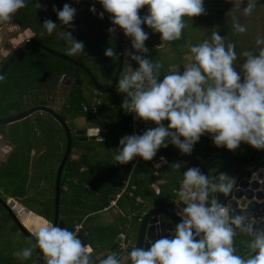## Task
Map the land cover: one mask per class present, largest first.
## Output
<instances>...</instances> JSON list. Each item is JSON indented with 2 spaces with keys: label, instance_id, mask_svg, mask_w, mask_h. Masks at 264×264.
Returning a JSON list of instances; mask_svg holds the SVG:
<instances>
[{
  "label": "clouds",
  "instance_id": "9594fccd",
  "mask_svg": "<svg viewBox=\"0 0 264 264\" xmlns=\"http://www.w3.org/2000/svg\"><path fill=\"white\" fill-rule=\"evenodd\" d=\"M104 13L109 14L115 33L117 27L131 38L133 52L122 55L138 67H129L116 80V90L123 95L121 108L134 113V120L150 121L142 134L125 135L118 142L114 163L126 165L134 158L152 161L158 150L169 144L181 154L190 155L194 145L204 134L212 143L228 151H235L241 143L256 150H264V37L256 40V50L239 54L236 45L217 28L209 31V38L189 47L183 71L170 69L161 76L164 65L148 58L145 41L149 34L159 33V47L180 40L191 25V18L206 14L203 0H97ZM234 9L250 16L257 0H232ZM147 7V14L140 10ZM27 7V0H0V24L11 23L15 14ZM38 9L39 3H35ZM59 25L51 19L41 24L40 36L56 33L66 44V55L76 57L84 52L83 42L76 40L72 27L77 9L65 3L53 9ZM95 13V6L89 9ZM187 18V22H186ZM234 34L247 31L235 14L231 17ZM105 57L117 58L114 47L104 51ZM242 62L239 70L235 63ZM3 77L0 76V80ZM167 121V125L163 123ZM92 136L103 143L98 127ZM161 162H166L160 157ZM177 169L182 165L174 164ZM157 165H154L156 167ZM235 179L226 173L212 176L197 167L182 173L178 189L180 218L167 234L159 235L147 247L133 245L124 253L110 252L99 264H264V220H258L246 210L237 212L231 203H221L217 194L228 197ZM250 237L248 255H240L235 246L237 235ZM77 231L51 221L33 226L34 243L14 255L20 260L33 258L35 250L43 264H92L94 249L82 242ZM36 256V255H35ZM37 257V256H36Z\"/></svg>",
  "mask_w": 264,
  "mask_h": 264
},
{
  "label": "trees",
  "instance_id": "16d2710c",
  "mask_svg": "<svg viewBox=\"0 0 264 264\" xmlns=\"http://www.w3.org/2000/svg\"><path fill=\"white\" fill-rule=\"evenodd\" d=\"M57 1L63 5L69 3L72 7H74L76 3L82 2V12L93 17L99 16L98 14L103 11L97 0ZM36 2L41 5L38 9L35 7ZM93 6H95L96 9L95 13L89 11ZM232 7V0H220L219 3H216L210 10L204 5L206 14L193 18L201 23H203V21L207 22L209 27L204 30L205 36H201L200 41L190 42L188 46L190 47L191 45L201 42L203 39L209 38V31L213 28H217L220 35L226 36L235 43L238 54L244 50H256V40L264 37V0H257L256 9L247 17L242 14V8L234 9ZM54 8L55 7L43 0H27V7L20 9L15 14L12 22L16 25L18 30L29 29L32 32L33 35L30 41L43 44L66 54L67 46L63 40L57 38L56 33L43 37L40 36V32L43 31L41 24L45 19H51L59 25V21L53 11ZM146 12L147 7L140 10V13ZM233 14L239 17L241 24L246 25L247 31L245 33L239 35L234 34L231 26V17ZM110 19L109 14L104 13L101 20L105 24H111ZM1 25L3 24H0V26ZM65 30L71 31L73 37L83 42L85 45L84 52L86 54H81L73 58L80 61L89 69L100 86L107 87L114 75L117 65V58H108L104 55V51L108 47H114L117 55V47L111 35L99 25L77 16H75L72 21V27L70 29L65 27ZM147 33L149 34V31H147ZM119 40L122 42L121 35L119 36ZM145 45L150 51L148 58L153 59L154 62L159 61L157 50L150 41V34L149 38L145 41ZM241 62L242 58H239L235 63L238 70ZM50 73L58 76L64 75L70 79L66 93V101L62 107L63 115H61V117L63 119L66 118L64 113L67 114L68 118L80 115L86 116L87 113L81 110L82 104L89 106L91 98L96 97L99 99L96 113L90 117H95L100 129H104L102 133L103 143H99L98 140L88 139L77 141L74 136L71 137L70 149H72V151H77V156L71 158L70 155L72 151L70 150L61 171L58 220H61L64 227L72 231L74 224L81 222L83 225H81V229L78 233L81 236L83 235L87 244L93 247L94 252L104 251L101 256L102 259L109 253L106 251L110 245L109 243H112L119 233L123 232L126 238H131L133 236L138 218L143 211L151 207H165L168 205L169 201L176 196L175 192L181 183L183 171L190 166L182 160L165 157L164 160L166 162L159 163L154 167L153 160L143 161L139 158L132 168L130 175V181L135 186L132 192L133 196L123 194L120 198L121 200L125 197L127 200L126 203H128L130 209L129 214H132L131 218L128 220L119 217V220L115 219L113 223L103 226L100 232L98 230H91V227L87 225L88 216L101 210L113 196L115 184H117L123 174L120 168H124L125 171L129 168L128 164L120 165L113 161V156L117 153V148L119 146L118 142L121 136L131 134V128L128 126V117L121 108L123 95L117 92L116 86L107 93L95 92L89 78L81 69L35 47H29L23 50L8 66L2 75L4 80L2 85H0V93L1 95H5L7 91L13 92L16 100L18 97L17 94L19 95L21 92L25 91L24 89L27 87L37 85L42 81L43 75L46 76ZM121 73L123 72L121 71ZM52 126V133L62 138V149H64L65 133L63 128L53 122ZM168 148L176 149L171 144H169ZM255 151L256 149L251 148L245 143H241L232 153L238 159L248 161L253 157ZM213 152L214 147L212 143L202 136L199 142L194 145L191 154L206 157ZM19 153H21V151L17 150L13 153L11 158H9L8 164H6L4 168L5 175L8 174L12 177L17 174L18 170L16 169L14 161L17 162ZM175 163H180L182 167L177 169L174 165ZM12 166L14 167L12 172L11 170H7ZM85 184L88 187H85ZM22 191L24 192V189L20 191L21 195L23 194ZM134 196H139L140 202H136ZM120 200H118V204ZM41 204V210H38L36 214L42 216L46 221H51L53 214L52 198L51 200L46 199L42 201ZM20 207L21 205L17 203L13 204V209L15 211ZM0 208L6 214L7 219L11 220L8 213L1 205ZM32 214L33 213H31V215ZM44 219L40 217L39 225L44 223ZM128 221H130L128 225L129 228L125 229L123 223ZM22 224L30 231L32 230L30 225L27 226L23 222ZM1 227L3 228L4 226H0V229ZM3 229H5V231L8 230L6 232L7 238L5 239L7 243L4 242L3 245L0 244V264H34L33 258L20 260L14 255L15 250L17 252L25 248L21 239L18 240L20 246L15 250L10 246L12 240L11 235L15 233L14 230L18 231L17 227L12 224V226H5ZM94 231H97L99 235ZM20 234L25 237L21 232ZM96 237L99 239L102 237L100 240L105 241V244L96 246L95 244H98ZM238 237L239 234L235 240V245H239L238 250L243 251L245 247L243 248V245L240 243V238Z\"/></svg>",
  "mask_w": 264,
  "mask_h": 264
},
{
  "label": "water",
  "instance_id": "95a60500",
  "mask_svg": "<svg viewBox=\"0 0 264 264\" xmlns=\"http://www.w3.org/2000/svg\"><path fill=\"white\" fill-rule=\"evenodd\" d=\"M56 9L62 8L63 4L58 2L57 0H43ZM83 3L78 2L75 4L74 8L77 9L76 15L77 17H81L87 19L108 32L109 27H113L111 24H105L99 16L93 17L91 15L85 14L82 12ZM109 33V32H108ZM113 40L115 41L117 47V65L115 68L114 75L107 87H102L98 84V82L93 77L92 73L89 69L82 64L80 61L70 57L64 53L56 51L50 47H47L43 44L30 41V38L23 41V43L16 46L11 53L5 58V60L0 65V76L4 74L8 66L14 61V59L26 48L35 47L39 48L46 53L57 57L61 60H64L75 67L81 69L89 78L92 87L97 93H107L111 91L116 85V80L122 71V44L119 40V36L122 34V30L117 27L115 33H109ZM46 84L53 86V90L48 99L50 102L49 105H33L31 107L26 108L24 106V110L20 112H12V114L0 118V125L12 123L14 121H18L32 113H47L51 115L63 128L65 133V145L60 158V161L56 167L55 176H54V184H53V214L51 222L53 224H58L61 227H64L63 223L58 220V207H59V193H60V175L63 168V165L70 153L71 148V136L72 134L75 136H81L80 139H88L95 140L92 136L94 129L92 127H97L98 123L94 117L87 118L85 120L84 126L78 127L70 131L69 127L63 121V119L58 114V107L63 105L62 103L65 100L66 92L64 94V98L61 102L56 103L55 99L60 94L58 87L61 84L69 85L70 79L65 77L64 75L58 76L55 74H48ZM41 96H48V93L45 90L41 89ZM57 105V106H56ZM165 125H167V121H163ZM143 124V131L147 130L149 127H154L150 121L145 122L141 120H136L135 126H139ZM207 138L211 143L212 139L209 134L203 135ZM214 152L206 157H202L199 155H184L179 152L178 149L172 148H161L158 150L157 154L166 157V158H175L186 162L190 167H197L200 169L202 173L208 175H218L220 173H226L229 177L235 179V184L232 192L228 197L223 196L222 194H217V197L221 203H231V206L240 212L242 209L246 210L249 214L257 218L258 220H264V150H256L254 152L253 157L248 161H242L234 156L232 151H228L223 147L217 148L213 143ZM180 188V185H179ZM178 193V191H177ZM263 198V199H262ZM17 203L13 199L3 200L0 198V205L6 210L11 221L18 228V230L28 239H30L33 243L34 241L31 239V231L28 230L20 221L17 213L13 209V204ZM18 204V203H17ZM178 195H176L173 199H171L167 206L165 207H151L141 214L138 218V223L133 232V236L128 239L124 246L121 245L122 234L116 237V239L111 243L109 247V251H116L120 253H124L127 249H129L133 245H147L154 239L158 238L159 235L167 234L169 229L174 228L175 224L179 222V217L176 214L179 207ZM27 212V210L24 208ZM82 242L85 243L82 236L78 233ZM122 246V247H121ZM37 257H36V256ZM34 264H43V260L39 259V252L35 250L33 256Z\"/></svg>",
  "mask_w": 264,
  "mask_h": 264
},
{
  "label": "crops",
  "instance_id": "0c3cea01",
  "mask_svg": "<svg viewBox=\"0 0 264 264\" xmlns=\"http://www.w3.org/2000/svg\"><path fill=\"white\" fill-rule=\"evenodd\" d=\"M146 14H147V12L146 13H140L141 16H144ZM186 22H187V19H186ZM11 23L14 25L13 28H16V35H15V37L18 35L17 36L18 38H16V40L14 42L17 43V42L22 41V40L24 41V39L30 38L33 35L32 32L29 29H23V30H19L18 31L16 25L13 22H11ZM203 24H206V23L205 22L201 23L200 21H197L196 19L191 18V25L189 24V26L184 29L181 39L180 40H177V41L170 42L164 48L159 47V44L161 43L159 33H153L152 30L149 29L147 26L142 25V27L145 29V32L149 31L150 41L153 44L154 48L157 50L158 60L161 61L163 63V65H164L163 69L161 70V75L166 74L170 69L175 68V67H180V71H183V66L188 62L186 60V56H187L188 51H189V46L188 45H189L190 42H198V41H200L199 39H197V37H194V36H195L196 32H200ZM4 25H7V24L1 25L0 28H2ZM208 27L209 26H208V23H207V26H205V29L208 28ZM203 31H204V29H202L201 33L204 34ZM192 33H194V36H191L190 35ZM121 36H122V42H121V44H122V52H124V50H126V49L129 52H133L134 50L131 48L130 44H127L126 41L124 40L127 37L123 34V31H122ZM15 37L13 39H15ZM194 40H196V41H194ZM178 41H179V44H178ZM123 60L126 61L127 64L123 67L122 72H127L129 70V67L130 66L132 68L138 67V65L134 61L129 60L124 55H123ZM91 100H92V98H91ZM91 100H90V102H91ZM65 101H66V96H65ZM65 101H64V103H65ZM61 107H63V106L61 105ZM39 113L40 112H38V114ZM43 114L47 115L49 117V119H50V122H48L47 127L44 126V125H40L38 127H35V126H32L31 125L29 127L28 124L24 122V120H23L25 118L24 117V118L20 119V121H19L18 124L16 123L17 125L16 124L12 125V126H16L15 128H10L12 123L6 125V126H8V127H6V132L8 133V136H6V137H8V139L6 138V142L3 140V137L5 136V133L6 132H0V162L2 164H4V167L2 169H0V176L2 174L5 175L4 174L5 165L8 164L9 158H11V156L13 155V153L15 151H17L18 149L21 148V150H22L21 151V154H24V149H22V147H27L28 148V157L29 158H31V156L32 157L33 156H38L39 153L41 152V150H43V147L45 145V142L44 141H46V137H50V135L53 134L52 133V131H53L52 122L54 124H57L52 119L51 115H49L47 113H43ZM61 115H63L62 112H61ZM64 115L66 117L64 119L65 123H67V121H69L72 130L75 129V128L84 126L85 120L87 118H90V116H88V114L86 116H81L80 115V116H76V117H73V118H68L67 117V114H65V113H64ZM97 127L100 129L99 124H98ZM37 128H40V129H37ZM15 131L18 134H27L28 133L29 135L28 136H25L24 139H23V141H20L18 144H16L17 143V140H16V134L17 133ZM11 132L14 134V137H12L10 135ZM47 134H49V135H47ZM56 136H57V141L60 140L61 141V144L60 145H62V138H60L58 135H55V137ZM72 136H74L77 141L83 140V139H80L81 136H75L73 134H72ZM60 141H59V143H60ZM35 148H38L40 150L39 151H35ZM57 148H59V147H57ZM70 150L72 151V149H70ZM73 151H72V153L70 155L71 158H75L77 156V151H74V152ZM58 152H59V150H57V152L55 151L54 153H58ZM159 163L161 164L163 162L156 161L155 165H158ZM14 164H16V169L18 170V164H17V162L14 161ZM34 169H35V161H32L31 164L29 165V172L31 174L30 173H27V178L25 179L24 184H21L19 182L18 183L17 182L12 183L13 184V187L16 188V190H15L16 191V194H15V196H10V195L9 196H5V200L13 199L15 202H17L19 205H21V207L17 211H15V212L17 213V215H18V217H19V219H20L21 222L24 223L25 221H27V224L26 225L27 226L30 225L32 228H33V226H39L40 217L42 219H44L42 216H39L38 214H36V212L38 211V209L36 210V208H34L32 206V205H37V204H34L32 202V199H34L35 196H36V195H34V193H36V192H34L33 188H35V189L36 188H40V187H42V184L43 183H44L43 184V187H46V189L49 187L48 186V183L49 182H48L47 178L45 180L47 184L43 180V181H40L38 185L31 186L32 176H33V174L36 173V171ZM120 170H121V173H123L122 176L127 172L122 167L120 168ZM5 176L11 177L8 174H6ZM53 184H54V182H53ZM85 187H88V186L85 184ZM22 189H24V192L22 191L23 194L21 195L20 194V191ZM178 189H179V186H178ZM178 189H177V191H178ZM52 191H53V189H52ZM177 191L175 192L176 195H177ZM0 192H3L1 186H0ZM28 192H29V195H27ZM43 195L44 194H42L41 197ZM17 197H18V199H17ZM44 197H45L43 199L44 201L46 199L48 200V198H49L48 196H46V194H45ZM120 198L118 200H120ZM19 200L20 201H23L24 204L21 203V202H19ZM52 200H53V196H52ZM118 200H117V203H116V207H114L115 209L112 208V212L114 213L113 219H111L112 216L110 217L108 215H99L98 214L100 212L106 211V210H102L103 207L101 208V210H99V211L93 213L92 215H89L88 216L87 225L91 227V230H98L100 232V230L103 228V226H105L107 224H110L111 221L113 223L115 219L119 220V217H121L123 219L126 218L128 220L131 218V215L132 214H127L126 215L124 213V211L119 207ZM27 204H29L30 206H28ZM24 208L27 210V212L24 210ZM31 213H33V214L31 215ZM45 221L46 220L44 219V222ZM59 221H61V220H59ZM129 222L130 221L123 223V226L125 227V229L129 228V226H128L129 225ZM12 224L14 225V223L11 221V223L9 222L6 225V227H10V226H12ZM123 226H122V228H123ZM94 232H97V231H94ZM83 234H85V233H83ZM119 234H122L123 235V237L121 238V245L124 246L125 243H126V241L128 239H130V238H126L123 232H121ZM119 234L117 236H119ZM238 234H239V237L238 238H240V241H241L240 243L243 245V248L245 247V249L243 251L238 250L239 249V245L236 244L235 246L237 248V252L240 255L246 256L249 253L248 241H249L250 237H248L247 235H244L242 233H238ZM97 235H99V233ZM82 238L85 241V243L87 244V241L85 240V238L83 237V235H82ZM100 239H102V237ZM100 239L98 237H96V240L97 241H99ZM109 244L111 245V242ZM95 245L96 246H98V245L101 246L99 243L98 244H95ZM110 245H109V247H110ZM109 247H108V249L106 251H108L110 253L112 251H109ZM103 253H104V251H101V252H93V254H92V264H99V260L101 259V256H102ZM117 253L119 254V252H117Z\"/></svg>",
  "mask_w": 264,
  "mask_h": 264
},
{
  "label": "rangeland",
  "instance_id": "374dc122",
  "mask_svg": "<svg viewBox=\"0 0 264 264\" xmlns=\"http://www.w3.org/2000/svg\"><path fill=\"white\" fill-rule=\"evenodd\" d=\"M204 1V5H206L207 9L210 10L212 9L216 3H219L220 0H203ZM204 22V21H203ZM206 24H203L200 32H196L195 36H194V33L190 34L191 36H194V37H197V39H201V36L204 37L205 34L201 33L202 29L205 30V26H207V22H205ZM13 24L12 23H7V25H4L2 28H0V39L3 40L4 43H7V38L9 36H11L9 38V45L12 47L16 46L18 43H20L21 41L19 42H14L16 40V38H18L17 36L15 37L16 35V28H13ZM19 31V30H18ZM204 32V31H203ZM15 37V39H13ZM200 37V38H199ZM25 40V39H24ZM23 41V40H22ZM196 41V40H194ZM127 64L126 61L123 60L122 62V66L124 67L125 65ZM123 69V68H122ZM3 80H0V85H2L3 83ZM1 88V86H0ZM2 90V89H1ZM4 98H2V107H0V118L6 116V113H7V106H6V102L9 101L10 99L11 100H15V95L13 92H6L5 95H3ZM65 104V103H64ZM63 104V105H64ZM25 123L28 124V126L30 127L31 125L32 126H35V127H38L40 125H44L47 127L48 125V122H50V119L47 115L43 114V113H32L28 116L25 117V119H23ZM20 120L18 121H14L12 122L11 124V127L10 128H15L16 126H12L14 124H18ZM10 124V123H8ZM16 124V125H17ZM67 126L69 127V129H71V126H70V122L67 121ZM7 124H4V125H0V132H6V126ZM20 129V128H19ZM37 129H40V128H37ZM16 132V131H15ZM7 133V132H6ZM5 133V136L3 137V140L6 142V138L8 139V133L6 134ZM17 133V132H16ZM10 135L12 137H14V134L11 132ZM29 134H16V140H17V143L18 144L20 141H23L24 137L25 136H28ZM49 135V134H47ZM2 141V140H1ZM60 141V140H59ZM59 141H57V136L55 137L54 134H51L50 137H46V141L45 142V145L43 147V150H41V152L39 153L38 156H31V158L28 157V148L27 147H22V149H24V154H21L19 153V157L17 158V164H18V171H17V174L15 176H12V177H7L5 175H1L0 176V186L2 187V191L3 192H0V198L1 199H4L5 196H15L16 194V188L13 187V184L14 182H19L21 184H24L25 182V179L27 178V173H30L29 172V165L31 164L32 161H35V171L36 173L33 174L32 176V181H31V186H35V185H38L40 181H43L46 183V178L48 180V188L46 189V187H43V184H42V187L40 188H33L34 192V195L35 198L32 199V202L34 204H37V205H32L34 208H36V210H41V202L44 201L43 199L45 198V194L46 196H48L51 200L52 196H53V182H54V176H55V171H56V167L60 161V158H61V155L63 152V149H62V145L61 144V141L59 143ZM3 142V141H2ZM58 145V146H57ZM59 147V148H57ZM40 149L38 148H35V151H39ZM57 150H59L58 153H54L55 151L57 152ZM18 151H22L21 148L18 149ZM38 157V158H37ZM6 166V165H5ZM4 167V164H2L0 162V169H2ZM14 167L12 166L10 169H7V170H11L12 172V169ZM33 170V171H34ZM31 174V173H30ZM47 184V183H46ZM44 194L42 197L41 195ZM27 195H29V192L27 193ZM59 196H60V193H59ZM18 199V197H17ZM19 202L23 203V201H20ZM127 200L124 198H122L120 201H119V207L124 211V213L127 215L129 214L130 212V209H129V205L128 203H126ZM26 204V203H25ZM28 206H30L29 204H27ZM115 209V208H114ZM99 215H108V216H112L111 219H113V216H114V213L112 212V208L111 209H108L104 212H100L98 213ZM36 216V215H35ZM0 226H4L3 228H5V226L10 222L11 223V220L10 219H7V216L6 214L4 213L3 210H1L0 208ZM25 224H27V221L24 222ZM112 223V221L110 222V224ZM1 227L0 229V244H4V242L7 243V241H5V239L7 238V235H6V232L8 230L5 231V229H3ZM14 234L11 235V244L10 246H13L14 250L16 248H18L20 246L18 240L21 239L22 243L24 244L25 247H28V246H31L32 244V241H30L28 238L26 237H23L20 232L18 231H15L14 230ZM98 243L100 245H103L105 244V241H102V240H99ZM16 252V250H15Z\"/></svg>",
  "mask_w": 264,
  "mask_h": 264
},
{
  "label": "flooded vegetation",
  "instance_id": "af4514ba",
  "mask_svg": "<svg viewBox=\"0 0 264 264\" xmlns=\"http://www.w3.org/2000/svg\"><path fill=\"white\" fill-rule=\"evenodd\" d=\"M10 37L11 36H9L6 39L7 43H4L3 40L0 39V65L2 64V62L5 60V58L9 55V53H11V51L16 46H18L19 44L23 43V41H21L20 43H18V45H16V46L11 48V46L9 45V42H8ZM46 78H47V75L46 76L43 75L42 76V81H40V83H38L37 85L32 86V87H27L26 89H24L25 91L21 92L19 95L17 94L18 97H17V99L15 101L13 100V102H12L11 99L9 101H7L6 102L7 103L6 106H8L7 107L8 111L6 113V116L12 114V112L17 113V112H20V111L24 110L25 109L24 106L26 108H28V107H31L33 105H39V104L49 105L50 102L48 101V99H49V97L51 95V92L53 90V86L45 83ZM67 88H68V86L65 85V84H61L58 87V90H59L60 94L55 99L56 103L61 102V100L64 98L63 96L65 94V91H67ZM41 89L45 90L48 93L47 97L46 96H43V97L41 96ZM2 98H4V97L0 93V107H2V103H1L2 102ZM60 107H58V114L61 117L62 107L61 108ZM52 119L59 125V123L53 117H52ZM63 121H64V119H63ZM70 131H72V129H70Z\"/></svg>",
  "mask_w": 264,
  "mask_h": 264
},
{
  "label": "built area",
  "instance_id": "2783aa9c",
  "mask_svg": "<svg viewBox=\"0 0 264 264\" xmlns=\"http://www.w3.org/2000/svg\"><path fill=\"white\" fill-rule=\"evenodd\" d=\"M144 31H145V29H144ZM124 40L126 41L127 44H130V46H131V38L130 37L129 38L127 37ZM148 54H150V52H148ZM98 103H99V99L94 97V98H92L89 106H87L86 104H82L81 110L83 112H86L88 114V116L94 115L96 113V107H97ZM125 115L128 117V126L131 128V134L142 133L143 132V124L139 125V126H135L136 120H134V113H130V112L126 113L125 112ZM103 132H104V130L100 129V135H102ZM160 157H162V156L158 155L153 159V161H154L153 165H155L156 161H160ZM163 158L165 159V157H163ZM138 159H139V157H136L131 162L128 163L129 168H128L127 172L123 176H121V178L118 180L117 184L115 185V192H114L113 196L109 199L108 203L105 206H103L102 210H107V209L116 207L117 200L123 194H126L127 196H133L132 192H133L135 186L130 181V175H131V170L135 166ZM134 200L136 202H140L139 196H134ZM81 225H82L81 222L75 223L73 226V231L78 232L81 229Z\"/></svg>",
  "mask_w": 264,
  "mask_h": 264
}]
</instances>
